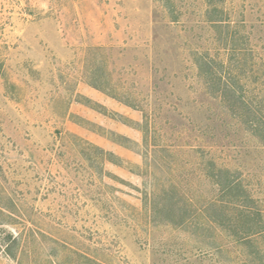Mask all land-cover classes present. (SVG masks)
<instances>
[{
	"label": "rangeland",
	"instance_id": "1",
	"mask_svg": "<svg viewBox=\"0 0 264 264\" xmlns=\"http://www.w3.org/2000/svg\"><path fill=\"white\" fill-rule=\"evenodd\" d=\"M0 264H264V0H0Z\"/></svg>",
	"mask_w": 264,
	"mask_h": 264
},
{
	"label": "trees",
	"instance_id": "2",
	"mask_svg": "<svg viewBox=\"0 0 264 264\" xmlns=\"http://www.w3.org/2000/svg\"><path fill=\"white\" fill-rule=\"evenodd\" d=\"M206 2L211 4L213 2V0H206Z\"/></svg>",
	"mask_w": 264,
	"mask_h": 264
}]
</instances>
